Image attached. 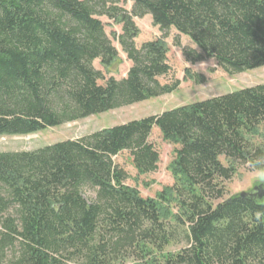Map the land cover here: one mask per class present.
I'll return each instance as SVG.
<instances>
[{
  "label": "trees",
  "instance_id": "obj_1",
  "mask_svg": "<svg viewBox=\"0 0 264 264\" xmlns=\"http://www.w3.org/2000/svg\"><path fill=\"white\" fill-rule=\"evenodd\" d=\"M130 1L126 12L121 0H0V137L172 94L178 82H158L170 73V29L196 47L182 50L187 63L213 60L229 76L264 67V0ZM145 16L163 36L137 49L133 19ZM102 17L122 27L115 39L132 66L120 81L93 67L119 59ZM154 129L178 147L174 184L143 199L115 159L126 153L138 176L155 173ZM261 129L264 83L32 152L0 153V263L264 264V197L224 199L240 168H264Z\"/></svg>",
  "mask_w": 264,
  "mask_h": 264
},
{
  "label": "rangeland",
  "instance_id": "obj_2",
  "mask_svg": "<svg viewBox=\"0 0 264 264\" xmlns=\"http://www.w3.org/2000/svg\"><path fill=\"white\" fill-rule=\"evenodd\" d=\"M121 1V7L126 12H130L132 7L131 1ZM99 20L104 25V32L111 41L112 46L116 49L119 59L109 69L102 68L99 61H95L93 67L103 75L104 80L113 78L116 81H120L126 78L132 66L115 39L121 34L122 27L109 21L105 17L99 18ZM133 22L139 31V35L134 42L137 49L144 43L163 36L153 26L150 16L134 18ZM176 40H178L180 47L175 46ZM165 43L168 47L167 63L170 67V73L165 77L159 78L158 82L161 85H171L172 83L178 82L179 87L172 94L98 116H91L84 120L65 124L58 128L48 129L34 135L25 137H0V153L32 152L56 143L76 140L100 130L112 128L130 121L156 116L185 105L198 103L264 83V67L243 74L229 76L218 68L213 60H206L194 65L187 63L182 50L184 48L197 49L186 37L178 36L173 29L169 30L165 38ZM185 71L203 76L205 82L197 85L185 76ZM103 83L99 82V85H103ZM259 133L264 134V129H261ZM150 142L155 146L160 155L158 169L153 174L138 176L126 153L119 155L115 159V163L128 176L125 185L136 188L143 199H154L157 193L161 192L164 187H170L174 184V178L169 171V166L175 157L174 150L178 147L163 141L156 129L151 134ZM262 176H264V168L259 171H247L240 168L237 175L224 184L226 190L224 199L235 194L248 193L255 189H257L260 195L263 194L264 179L261 178ZM126 264L130 263L128 262Z\"/></svg>",
  "mask_w": 264,
  "mask_h": 264
},
{
  "label": "water",
  "instance_id": "obj_3",
  "mask_svg": "<svg viewBox=\"0 0 264 264\" xmlns=\"http://www.w3.org/2000/svg\"><path fill=\"white\" fill-rule=\"evenodd\" d=\"M257 189H255V190H253V191H256ZM245 193H241L240 194V196H243ZM262 196H264V193L263 194H261V195H259V197H262Z\"/></svg>",
  "mask_w": 264,
  "mask_h": 264
},
{
  "label": "clouds",
  "instance_id": "obj_4",
  "mask_svg": "<svg viewBox=\"0 0 264 264\" xmlns=\"http://www.w3.org/2000/svg\"><path fill=\"white\" fill-rule=\"evenodd\" d=\"M261 178L264 179V176H262Z\"/></svg>",
  "mask_w": 264,
  "mask_h": 264
},
{
  "label": "flooded vegetation",
  "instance_id": "obj_5",
  "mask_svg": "<svg viewBox=\"0 0 264 264\" xmlns=\"http://www.w3.org/2000/svg\"><path fill=\"white\" fill-rule=\"evenodd\" d=\"M257 191V190H256Z\"/></svg>",
  "mask_w": 264,
  "mask_h": 264
}]
</instances>
